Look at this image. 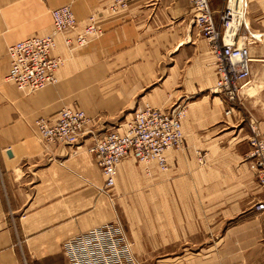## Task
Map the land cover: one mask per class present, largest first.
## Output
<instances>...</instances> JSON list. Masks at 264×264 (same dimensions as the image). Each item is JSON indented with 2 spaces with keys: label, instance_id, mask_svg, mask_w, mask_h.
Masks as SVG:
<instances>
[{
  "label": "crops",
  "instance_id": "obj_1",
  "mask_svg": "<svg viewBox=\"0 0 264 264\" xmlns=\"http://www.w3.org/2000/svg\"><path fill=\"white\" fill-rule=\"evenodd\" d=\"M115 2L0 0V264H70L65 242L118 216L144 264H264L248 142L251 122L264 130V9L247 11L251 77L228 114L230 105L212 93L215 57L192 24V0H126L112 12ZM210 2L221 9L219 0ZM63 5L78 20L70 36L93 14L103 33L76 50L58 35V81L22 91L6 80L8 47L50 33L51 10ZM145 101L186 105L184 144L166 151L165 172L125 158L111 198L83 146L45 148L40 140L36 120L54 122L64 107L86 112L90 142L91 132H125Z\"/></svg>",
  "mask_w": 264,
  "mask_h": 264
},
{
  "label": "built area",
  "instance_id": "obj_2",
  "mask_svg": "<svg viewBox=\"0 0 264 264\" xmlns=\"http://www.w3.org/2000/svg\"><path fill=\"white\" fill-rule=\"evenodd\" d=\"M192 5L195 12L192 24L198 28L199 35L207 40L215 57L217 81L212 93L230 105L226 110L229 114L233 110L232 105L240 102L241 91L251 77L250 38L246 33H240L245 21L247 0H225L218 14L210 0H192ZM126 6V0H116L110 10L116 12ZM51 15L53 28L50 33L33 35L8 47L11 65L6 80L22 91L34 92L58 81L57 71L64 63L61 56L54 54L58 35L64 34L65 45L69 50H76L103 33L93 14L82 32L70 36L78 25L70 5L52 9ZM186 115L185 104L163 109L145 101L138 104L125 132L111 130L101 136L91 132L90 142L84 137L90 118L81 109L64 107L54 122L41 117L36 120V126L45 148L51 145L83 146L105 177L100 191L111 198L118 166L125 158H133L146 165L156 162L164 172L169 169L166 151L183 146V121ZM250 130L249 158L254 164L260 190L256 209L264 214V130L255 122L250 123ZM203 158V155H199L200 161ZM64 251L70 264H144L134 251V241L119 216L112 222L67 240Z\"/></svg>",
  "mask_w": 264,
  "mask_h": 264
},
{
  "label": "rangeland",
  "instance_id": "obj_3",
  "mask_svg": "<svg viewBox=\"0 0 264 264\" xmlns=\"http://www.w3.org/2000/svg\"><path fill=\"white\" fill-rule=\"evenodd\" d=\"M211 1V0H210ZM219 3H220V6H221V9H222V4H223V0H219ZM247 4L249 5V8L246 9V17H247V14L249 15V13L247 12L248 10H255L256 12L260 13L261 9L263 10L264 9V0H247ZM224 5V4H223ZM213 8V7H212ZM214 9V8H213ZM221 9L219 11H216L217 14L221 11ZM215 10V9H214ZM246 17H245V21H244V24L242 25L241 27V31L240 33H247V30L245 28V22H246ZM250 42L254 41L252 38L249 39ZM214 94V93H213ZM216 95V94H214ZM145 192L146 193H151V188L150 190L148 189V187L145 188ZM151 205V204H150ZM146 212H149L148 210ZM130 213H133V214H136L137 211H131ZM121 215V214H120ZM123 218V217H122Z\"/></svg>",
  "mask_w": 264,
  "mask_h": 264
},
{
  "label": "bare ground",
  "instance_id": "obj_4",
  "mask_svg": "<svg viewBox=\"0 0 264 264\" xmlns=\"http://www.w3.org/2000/svg\"><path fill=\"white\" fill-rule=\"evenodd\" d=\"M245 17H246V15L244 16V20H245ZM252 60H253V59H252ZM255 61H256V60H255ZM245 87H246V86H245ZM245 87H244V88H245ZM245 89H246V88H245ZM243 91H244V90H243ZM245 92H246V91H245ZM241 93H242V91H241ZM242 94H243V93H242ZM247 94H248V93H247Z\"/></svg>",
  "mask_w": 264,
  "mask_h": 264
}]
</instances>
